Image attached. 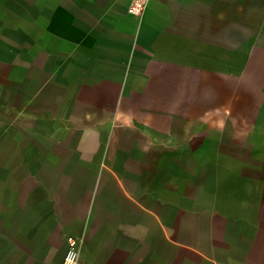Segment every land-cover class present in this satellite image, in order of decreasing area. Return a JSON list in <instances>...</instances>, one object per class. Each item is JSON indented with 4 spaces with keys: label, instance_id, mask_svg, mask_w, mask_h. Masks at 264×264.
<instances>
[{
    "label": "crops",
    "instance_id": "crops-1",
    "mask_svg": "<svg viewBox=\"0 0 264 264\" xmlns=\"http://www.w3.org/2000/svg\"><path fill=\"white\" fill-rule=\"evenodd\" d=\"M133 1L0 0V264H264V155L220 149L264 143L195 102L264 131V0Z\"/></svg>",
    "mask_w": 264,
    "mask_h": 264
},
{
    "label": "rangeland",
    "instance_id": "rangeland-1",
    "mask_svg": "<svg viewBox=\"0 0 264 264\" xmlns=\"http://www.w3.org/2000/svg\"><path fill=\"white\" fill-rule=\"evenodd\" d=\"M205 84L206 82L202 78H199V81H197V100H195L198 109L197 140L201 141L203 144L202 138H220L222 135L225 138L234 139L236 141H242L244 139L250 143H264V131L256 133V131L253 130L252 118L249 117L250 115L245 108H239L237 100H234L235 103L232 105L231 103L233 100L224 97L221 98L220 92L213 93L215 98H205L204 96L207 94L204 92ZM239 106H242V104H239ZM232 107H234V111H232ZM190 122H193V120L191 119ZM200 149L201 152L203 151L205 153L208 148L202 147ZM220 149L228 154L230 152H235V154L246 153L249 155H264V147L253 145L244 147L243 151H230V148L225 147Z\"/></svg>",
    "mask_w": 264,
    "mask_h": 264
},
{
    "label": "built area",
    "instance_id": "built-area-1",
    "mask_svg": "<svg viewBox=\"0 0 264 264\" xmlns=\"http://www.w3.org/2000/svg\"><path fill=\"white\" fill-rule=\"evenodd\" d=\"M145 0H134L128 7V12L135 16H141L146 10ZM79 261V240L69 239L68 249L63 259V264H78Z\"/></svg>",
    "mask_w": 264,
    "mask_h": 264
}]
</instances>
